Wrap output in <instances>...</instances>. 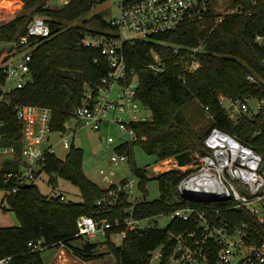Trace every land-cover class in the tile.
Listing matches in <instances>:
<instances>
[{"label":"trees","instance_id":"obj_1","mask_svg":"<svg viewBox=\"0 0 264 264\" xmlns=\"http://www.w3.org/2000/svg\"><path fill=\"white\" fill-rule=\"evenodd\" d=\"M20 1L21 11L0 24V43L16 40L25 32L33 16L44 20L49 28V36L30 40L34 46L30 65L32 81L6 95V102L0 103L1 144L14 146L16 151L12 160L4 163L0 172L2 176L16 171L21 164L22 123L17 119L14 107L51 109V130H62L80 102L83 84L88 83L92 87L98 85L108 70L99 50L82 46L80 41L86 35L104 34L105 30L114 32L100 15L92 19L99 22L100 29L87 27L90 19L81 21L93 6L105 0H69L55 7L47 6L46 0ZM225 1L237 12L223 16L220 22H217L219 14L213 8L215 0H208L209 13L202 21L185 23L149 41L123 43L125 63L128 69L136 73L138 99L149 113V120L130 123L139 139L133 143H121L115 148L119 154H127L132 159L134 146H139L147 155L154 156L155 162L173 159L183 167L192 163L193 153L207 151L204 137L209 129L216 127L264 158V112L246 113L236 120H230L219 102L220 97L237 100L264 96V48L255 41L257 36H264V0ZM160 42L184 50L201 47V51L195 54L201 67L188 72L183 64L174 63L171 52L166 51L164 54L169 58L165 60V72L153 74L147 66L152 53L163 51ZM3 78L0 67V82H3ZM192 101H196L211 116L210 127L202 136L195 132L180 111L182 106ZM83 155V151L74 145L62 159L47 154L41 171L48 176V184L60 178L76 186L81 202L45 195L34 182L26 187L13 183L0 185L5 190L17 187L16 192L8 193L2 203L19 222L15 227L0 228V258L11 257L12 264H45L41 251L61 245L83 262H90L97 256V243L76 237V220L82 215H99L100 218L112 220L114 216H121L127 202L122 198L115 213L100 211L96 200L105 189L85 176ZM132 169L139 177L138 188L145 197L135 208L136 218L166 215L190 204L176 192V185L186 173L169 170L156 175L154 179L159 184V197L148 201L144 186L153 177L148 176L145 168L133 166ZM213 207L221 209L218 213L220 218L236 224L248 223L264 237V225L257 223L247 211H224L222 204ZM190 228L189 223L173 221L163 230L128 232L121 246L111 244L108 238L104 243L118 264H150L151 251L163 246L169 253L173 247L169 232L178 233ZM38 240L42 241L41 250L28 247L29 242Z\"/></svg>","mask_w":264,"mask_h":264},{"label":"built area","instance_id":"obj_2","mask_svg":"<svg viewBox=\"0 0 264 264\" xmlns=\"http://www.w3.org/2000/svg\"><path fill=\"white\" fill-rule=\"evenodd\" d=\"M209 8L208 0H120L118 15L108 21L114 32L86 35L80 41L82 46L99 50L108 70L98 85L92 87L88 83L83 84L80 102L62 130H51V109L20 105L14 107L17 119L22 123L21 164L16 171L0 175V185L35 183L42 173L46 155H55L51 136L57 135L61 146L69 150L77 132L76 124L93 131H99L103 125H118L127 134L128 141L123 143L136 142L139 138L130 123L144 122L149 117L139 116L141 109L145 108L138 99L136 73L128 69L125 63L123 43L149 41L185 23L202 21L208 16ZM235 12V8L227 9L224 14H219L217 22L223 16ZM48 36L47 24L42 18L34 16L25 32L16 40L0 43L9 45L7 54L0 57V61L4 60L0 66L4 75L3 82H0V103L6 102V95L32 81L30 65L34 46L30 40ZM255 41L264 48V36H257ZM159 44L163 51L152 53L147 66L153 74L165 72V60L169 58L164 54L166 51L171 52L174 63L183 64L188 72L201 67L200 61L195 58L201 47L184 50L174 45L169 47L166 42ZM180 53L183 55L179 56ZM248 79L252 80L251 77ZM219 102L230 120H236L239 115L246 113L264 112V96L237 100L220 97ZM1 142L0 135V172L4 163L8 159L12 160L16 153L14 146H3ZM203 142L207 151L204 155L199 153L195 165L183 171L180 166H175L176 170L186 173L176 185V192L190 204L166 215L136 218L135 208L144 201L138 188L139 177L133 173L131 179L113 182V174L105 175L101 170V175L109 185L103 188L105 191L96 200V206L103 213H115L122 198L127 206L121 210V216H114L112 220L100 218L99 215L80 216L76 220V237L94 243H100L99 239L105 242L108 238L111 244L121 246L128 232L163 230L173 221L189 223L190 229L168 233L173 247L169 253L163 246L151 251L150 264H264V237L248 223L236 224L220 218L218 213L221 209L213 207L222 204L224 211L245 210L257 223L264 225V158L216 127L209 129ZM107 143H114L113 138L109 136ZM128 160L127 154L118 153L111 156L110 163L118 165ZM169 170L172 169L166 171ZM16 190L17 187L11 190L0 188L1 203L8 193ZM54 196L64 200L58 192ZM160 216L170 218L167 226L159 227L155 218ZM28 247L41 250L42 241L29 242ZM59 249L56 264H62L66 250L62 245ZM11 260V257L0 258V264H12Z\"/></svg>","mask_w":264,"mask_h":264},{"label":"rangeland","instance_id":"obj_3","mask_svg":"<svg viewBox=\"0 0 264 264\" xmlns=\"http://www.w3.org/2000/svg\"><path fill=\"white\" fill-rule=\"evenodd\" d=\"M15 6L8 3L9 0L0 2V24L5 23L14 15H17L22 8V2ZM68 0H46V5L50 7L61 6L63 2ZM120 0H105L102 3H98L91 11L84 16L82 20L90 19V23L87 27L93 29H100L99 22L94 21L93 16L100 15L102 19L106 22L110 18L116 17L118 15V3ZM214 11L217 14H224L227 9L230 8L229 4L225 0H215ZM4 11L5 13H3ZM34 17V16H33ZM41 18V17H40ZM77 22H80L77 21ZM76 23V22H75ZM108 32V30L103 31V33ZM1 56H5L9 51V45L0 44ZM116 90V88H115ZM182 115L188 120L191 126L194 128L195 132L202 136L210 127V118L208 113L203 110L196 101L189 102L181 107L180 109ZM139 116L149 117V113L145 109H141ZM78 126L76 135L73 140V145L80 148L83 155L82 169L85 176L93 183L98 185L100 188H105L109 185L105 181L104 176L101 175L100 171H104L105 175L109 173L113 174L111 181L118 182L122 179L133 178V166L136 168L147 170L149 177H153L150 181L145 184L146 200L153 201L159 197V184L154 177L157 173L166 172L168 169L175 168L177 165L173 159L163 161L162 163L155 162V157L147 155L139 146H134L132 150V159L127 162L118 165H112L110 163V158L113 155L118 154L116 147L121 143L128 141L127 134L125 130H120L118 125L102 126L99 131H93L89 127ZM112 137L114 143H107V138ZM51 143L54 145L53 151L58 158H64L67 150L64 149L59 143V138L57 135L51 136ZM199 153H193L192 163L181 167L180 170H185L190 168L191 165H195L198 160ZM161 164V165H160ZM190 165V166H189ZM176 170V168L174 169ZM41 193L45 195L54 196L55 193H60L64 200H70L74 202H81L82 198L78 188L68 181L60 178H56L54 183L48 184V176L45 173H41L39 178L35 181ZM0 194V228L1 227H15L19 225V222L13 212L7 209L5 203H1ZM155 221L159 227H165L170 221L169 217L160 216L155 218ZM100 243L95 255H97L90 262H85L86 264H118L116 258L106 249V245L102 240H98ZM59 248H47L41 251V259L45 264H56L58 261ZM62 264H82V260L77 259L71 252L65 250L64 256L61 260Z\"/></svg>","mask_w":264,"mask_h":264},{"label":"bare ground","instance_id":"obj_4","mask_svg":"<svg viewBox=\"0 0 264 264\" xmlns=\"http://www.w3.org/2000/svg\"><path fill=\"white\" fill-rule=\"evenodd\" d=\"M8 3L13 4V5H15V6L19 5V2L16 1V0H9Z\"/></svg>","mask_w":264,"mask_h":264},{"label":"water","instance_id":"obj_5","mask_svg":"<svg viewBox=\"0 0 264 264\" xmlns=\"http://www.w3.org/2000/svg\"><path fill=\"white\" fill-rule=\"evenodd\" d=\"M205 153H206L205 151H201V152H200L201 155H204ZM28 185H29V184H24L23 187H26V186H28ZM143 199L145 200V197H144V196H143Z\"/></svg>","mask_w":264,"mask_h":264}]
</instances>
